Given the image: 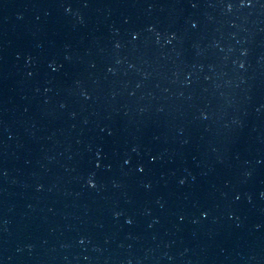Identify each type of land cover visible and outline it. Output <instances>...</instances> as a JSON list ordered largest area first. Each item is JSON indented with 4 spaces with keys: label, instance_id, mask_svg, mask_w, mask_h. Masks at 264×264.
Listing matches in <instances>:
<instances>
[{
    "label": "water",
    "instance_id": "95a60500",
    "mask_svg": "<svg viewBox=\"0 0 264 264\" xmlns=\"http://www.w3.org/2000/svg\"><path fill=\"white\" fill-rule=\"evenodd\" d=\"M232 4L0 0V264H264V0Z\"/></svg>",
    "mask_w": 264,
    "mask_h": 264
},
{
    "label": "snow or ice",
    "instance_id": "6c2138e0",
    "mask_svg": "<svg viewBox=\"0 0 264 264\" xmlns=\"http://www.w3.org/2000/svg\"><path fill=\"white\" fill-rule=\"evenodd\" d=\"M240 3L241 4H244V3H247L249 6L251 5L252 3V0H240ZM225 4H226V7L231 9L233 7V4H232V0H225ZM195 6V5H194ZM195 27V25H193ZM133 38H136L137 37V33H133ZM120 45L117 44L116 47H119ZM241 67H243V64H241ZM133 151H135V149H133ZM101 154L98 152L97 153V156L99 157ZM152 159L154 160L155 157H152ZM125 163H129L128 160H125ZM97 167H99V161H97ZM139 170L142 172L143 171V167L142 166H138ZM181 183H183V180L180 181ZM87 183L89 186H92V187H95V182H94V179L92 177H89L88 180H87ZM208 215L207 211L206 210H202L201 211V216H204L206 217ZM128 223H132L131 219L128 220Z\"/></svg>",
    "mask_w": 264,
    "mask_h": 264
}]
</instances>
